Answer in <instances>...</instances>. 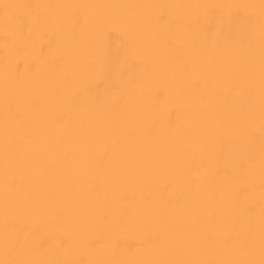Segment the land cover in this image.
Listing matches in <instances>:
<instances>
[{"label":"bare ground","instance_id":"1","mask_svg":"<svg viewBox=\"0 0 264 264\" xmlns=\"http://www.w3.org/2000/svg\"><path fill=\"white\" fill-rule=\"evenodd\" d=\"M0 264H264V0H0Z\"/></svg>","mask_w":264,"mask_h":264}]
</instances>
